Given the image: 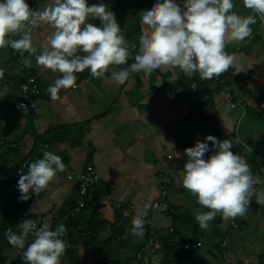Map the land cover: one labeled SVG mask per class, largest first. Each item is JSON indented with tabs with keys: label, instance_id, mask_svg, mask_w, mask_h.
Returning <instances> with one entry per match:
<instances>
[{
	"label": "crops",
	"instance_id": "crops-1",
	"mask_svg": "<svg viewBox=\"0 0 264 264\" xmlns=\"http://www.w3.org/2000/svg\"><path fill=\"white\" fill-rule=\"evenodd\" d=\"M25 2L32 10H43L48 0ZM156 2L87 0L89 6L103 3L107 10L115 13L121 34L129 44V58L124 65L109 66L102 77L94 78L89 73L83 79L80 77L82 72L74 73L76 87L61 89L56 100L50 98L47 88L61 74L38 65L35 55L21 54L10 46L0 49V69L3 70L0 77V150L13 146L19 151L10 164L16 170L28 161L21 174H27L28 164L43 158L45 151L61 157L64 171L56 173L47 188L40 192L41 195L30 202L27 211L38 223L48 221L53 231L54 223L57 227L77 213L76 208L73 211L69 208L77 202L78 183L75 179H67V174L80 172L88 162L94 165L97 175L95 189L110 192L100 198L102 207L95 223V242L91 240L88 215H82L84 217L79 221L75 233L81 235V239L74 245L79 256L78 264L88 244L99 249L100 263L106 264L111 258L112 264H140L136 262L135 254L146 243L150 229L144 221L142 235H133L132 219L149 212V205L157 192V176L167 169L170 206L184 210L192 220L181 218L174 225L175 214L159 212L154 219L155 234L159 236L171 224L177 226L183 238L200 242L198 249L190 257L183 258L180 264H264V238L255 244L252 240H242L241 243L236 237L231 243V262H226L219 245L226 227L221 215H216L209 222L207 230L199 228L187 204L194 198V208L198 210L201 205L182 185L187 160L184 149L193 147L197 140L205 142L204 138L209 135L218 140H230L233 143L230 150L245 158L254 179L258 181L253 185L250 212L247 211L238 220L243 224V231L250 221L258 222L257 226L264 229V202H260L261 194H264V87L247 79L249 72L264 74V20L245 8L243 0H232V11L242 17L252 15L256 18V23L250 25L252 34L244 41L226 43L225 51L234 57L233 65L227 71L230 74L228 81L218 86L207 85L211 90L208 97L203 94L189 101V76L179 69H175L177 75L174 76L171 66L156 69L151 76L142 71L130 72L123 84L112 78L114 72L124 68L130 70L139 48L140 13L150 10ZM124 4H128L124 10H116V6ZM86 22L100 26L98 18H89ZM53 31L46 23L33 29L32 40L37 55ZM8 38L19 39L20 35ZM77 54L85 55L83 52ZM236 75L245 80L246 89L239 86ZM28 76L38 78L44 101L32 110H15L13 104L18 100L15 90ZM249 90L259 92L252 94ZM200 116L205 121L204 125L200 123ZM208 143L211 148V142ZM167 155L171 158L168 159ZM209 155L211 152L206 153L205 158ZM18 195L20 192L16 183L4 206V216L13 208ZM115 202L133 204L130 219L120 218L113 208ZM202 209L209 211L204 207ZM61 214L63 216L59 218ZM111 237L115 240L108 245ZM31 241L30 234L25 249ZM167 248L172 249L170 245ZM91 249L89 247L88 250ZM22 251L13 247L6 251V255L12 261ZM170 258L165 250L163 254L149 256L141 264H175L176 260L169 261ZM87 264H95L94 258L89 257Z\"/></svg>",
	"mask_w": 264,
	"mask_h": 264
},
{
	"label": "clouds",
	"instance_id": "clouds-1",
	"mask_svg": "<svg viewBox=\"0 0 264 264\" xmlns=\"http://www.w3.org/2000/svg\"><path fill=\"white\" fill-rule=\"evenodd\" d=\"M243 5L264 20V0H243ZM233 8L232 0H183V6L174 0H157L150 10L140 13L139 48L130 70L114 72L112 78L123 84L130 72L142 71L151 76L154 70L167 66L173 68L174 76L175 69H179L186 76L199 73L200 79L208 80L227 72L234 57L225 51L226 43L244 41L252 34L250 25L256 23L254 16L242 17ZM89 18H98L100 26L87 23ZM42 23L54 31L37 55L32 31ZM121 33L115 13L103 3L89 6L87 0H48L43 10H32L25 0H0V49L10 46L21 54L35 55L38 65L61 74L47 88L52 100L58 99L61 89L76 87L74 73L89 69L91 76L98 78L109 66L126 64L129 44ZM16 34L19 39L8 38ZM204 140L184 149L187 160L182 185L202 207L209 209L195 216L200 228L207 230L218 213L225 221L245 216L254 195L253 185L258 181L245 158L230 150V140L211 135ZM209 152L211 155L205 158ZM64 169L60 156L43 152V158L28 164L27 174H20L19 199L28 200L29 190L34 194L45 190L56 173ZM260 202H264V194ZM39 224L24 219L18 224L19 233L7 229L8 244L24 250L27 264H61L67 245L62 238L65 226L59 224L53 231L48 221ZM143 229V214H139L132 219V233L140 236ZM30 234L32 241L25 249Z\"/></svg>",
	"mask_w": 264,
	"mask_h": 264
},
{
	"label": "built area",
	"instance_id": "built-area-1",
	"mask_svg": "<svg viewBox=\"0 0 264 264\" xmlns=\"http://www.w3.org/2000/svg\"><path fill=\"white\" fill-rule=\"evenodd\" d=\"M175 3L183 6V0H174ZM196 76V78L194 77ZM230 74L223 73L218 77H213L212 79H200L199 73H193L192 76L189 77V85H188V100L194 101L199 96H203V89L201 85H211L218 86L220 84H224L228 81ZM238 78V75H236ZM247 79L251 82H255L258 85L264 87V74H256L254 72H249L247 74ZM246 79V80H247ZM239 80V86L242 89H246L247 85L245 80ZM210 82V83H209ZM75 88V87H74ZM252 94H258V90H249ZM15 96L18 97V100L14 102L13 107L15 110H32L36 108L38 105L43 103L44 99L41 94V89L38 83V78L36 76H28L15 90ZM241 101H236L238 103ZM232 106H234V104ZM167 158L170 159L171 155H167ZM28 161H24L17 170L11 176H5L6 182H10L13 179H18L20 174L23 172L27 165ZM169 170H165L160 172L157 176L158 179V187L155 198L149 205V212L141 213L143 214V219L146 221L149 226L150 232L147 238L146 243L138 248L135 254V260L138 263H144L149 256H156L159 254H163L166 250L167 245L171 247H177L181 245V231L177 228V226L169 225L163 232L156 236L155 234V215L157 213L164 214H176V209L170 206L169 198H170V180H169ZM67 179L76 180L79 188V198L77 199V207L75 211L78 212V209L83 206L84 200L89 197L91 192L94 191V186L97 182V175L94 170V165L88 162L85 167L80 172H69L67 174ZM254 190V188H253ZM253 196L250 199L248 210H251ZM114 211H116L122 220L130 219L133 212V204L131 202H115L113 203ZM228 226L226 230L223 231L221 239L219 241V245L221 250L224 252L223 257L224 260L228 263L231 262L230 255L232 253L233 246L231 243V238L233 232L236 229H242L243 224L238 220V217L235 219H229ZM200 246V242H185L182 244L183 250H196Z\"/></svg>",
	"mask_w": 264,
	"mask_h": 264
},
{
	"label": "trees",
	"instance_id": "trees-1",
	"mask_svg": "<svg viewBox=\"0 0 264 264\" xmlns=\"http://www.w3.org/2000/svg\"><path fill=\"white\" fill-rule=\"evenodd\" d=\"M128 4H124L121 6H116L119 9L126 8ZM139 46V43L137 44ZM90 73L89 69H85L84 72L81 73L80 77H87ZM196 78V76H194ZM23 81V80H22ZM201 88L203 89V94L208 97L209 92L211 91L208 86L201 85ZM201 117V116H200ZM201 124L204 125L205 121L201 117ZM8 150H0V264H27V262L23 259V251L19 253L16 258L12 261H9V257L6 255V251L11 250L14 246H11L7 242V238L5 236V231L9 228H11L13 231L19 233L20 229L18 228V224L23 222L24 219H33L35 220V217L33 215H28V205L30 202H32L35 198L39 197L41 194L40 192L37 194L32 193V190H29V199L24 201L20 200L18 195L15 199V204L11 210L7 212V214L4 216L3 209L4 206L10 196L11 190L15 188L16 183L18 179H13L10 181V183H7L5 181V176L12 175L14 171L16 170L15 166H10V164L13 162V159L18 156L19 151L14 148L13 146H10L7 148ZM95 189V188H94ZM110 190L108 191H100L95 189L92 194L87 197L84 200L83 206L78 209L77 213L72 214V216H69L65 219V221L62 223L66 228V234L64 237H62L64 240L67 241V245L70 244L71 246L67 247L66 245V251L64 255L61 257V264H78V253L77 250L74 248V245L76 241L81 239V235H78L75 233L79 221L84 217L82 215L87 214L88 215V225H89V231L91 235V240L95 242L94 232L96 231V221L98 219V213L100 208L102 207V203L100 201V198L104 194H109ZM79 198V188H78V197ZM76 202V201H75ZM77 207V202L71 205L69 208L70 211H73ZM209 210V209H208ZM63 214L59 216V218H62ZM189 220L192 219L187 214V212H176L175 215H173V224L179 220V219ZM38 226L40 224L38 223ZM58 226V225H57ZM52 229L56 230V223L53 224ZM115 240V237H111L110 240H108L107 244L110 245ZM189 241L191 244L193 243V240H187L186 238L181 239V245L177 247H166V252L171 255V260H176L175 264H180V261L183 258L190 257L196 250H183L182 244ZM88 248L85 250L84 254L82 255V261L79 264H87L89 261V257L94 258L95 264H105V262L100 263V255H99V249L95 248L91 244H88ZM89 247H91V250H88ZM168 261V262H169ZM174 264L173 262H170ZM169 263V264H170ZM106 264H112L111 258L107 260Z\"/></svg>",
	"mask_w": 264,
	"mask_h": 264
},
{
	"label": "rangeland",
	"instance_id": "rangeland-1",
	"mask_svg": "<svg viewBox=\"0 0 264 264\" xmlns=\"http://www.w3.org/2000/svg\"><path fill=\"white\" fill-rule=\"evenodd\" d=\"M193 200H195V199L193 198ZM193 200H188L190 203L187 204V206L189 207V211H191L192 214H194L196 216L197 213L206 212L205 210L202 209V206H199L200 209H198V210L195 209L194 204H193L195 202ZM190 208L192 210H190ZM176 211L177 212L179 211L181 213L184 212V210L179 209L177 207H176ZM195 211H197V212H195ZM248 212H250V211H248ZM217 215H221V214H217ZM222 223H223V225H226V227H225V230H226V228L228 226V221H225L224 219H222ZM257 224H258V222H256V221H250L248 228L245 229L244 231H243V229H236L233 232L231 243L235 240L236 237H238V239H239V241H241V243H242V240H245L248 242H251V240H252L253 243L257 244L258 241H261L262 238H264V229L258 227ZM198 226H199V224H198ZM199 228H200V226H199ZM263 263H264V256H263Z\"/></svg>",
	"mask_w": 264,
	"mask_h": 264
},
{
	"label": "bare ground",
	"instance_id": "bare-ground-1",
	"mask_svg": "<svg viewBox=\"0 0 264 264\" xmlns=\"http://www.w3.org/2000/svg\"><path fill=\"white\" fill-rule=\"evenodd\" d=\"M204 86H207V85H204ZM41 88V87H40ZM64 93V92H63ZM32 158V157H31ZM33 159V158H32ZM95 187V186H94ZM95 190V189H94ZM92 194V193H91ZM90 196V195H89Z\"/></svg>",
	"mask_w": 264,
	"mask_h": 264
}]
</instances>
